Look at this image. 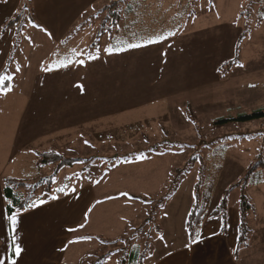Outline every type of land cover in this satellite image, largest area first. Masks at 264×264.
<instances>
[{"label":"rangeland","instance_id":"374dc122","mask_svg":"<svg viewBox=\"0 0 264 264\" xmlns=\"http://www.w3.org/2000/svg\"><path fill=\"white\" fill-rule=\"evenodd\" d=\"M130 1L142 2L143 21L130 34L125 15L101 35L102 19ZM263 6L264 0H0V85L10 81L0 90V236L8 227L4 179L38 181L56 170L57 164L34 165L36 150L99 155V162L79 161L96 166L87 177L103 178L102 186L112 181L101 191L135 197L136 210L146 202L151 238L140 264H149L155 249L184 242L195 184L217 170L210 210L225 197L226 224L240 211L250 227L257 208L264 212V184L235 186L264 159V117L240 119L264 110ZM128 38L142 46L126 47ZM118 42L123 50L106 51ZM78 169L57 174L51 195L79 187ZM244 194L252 207H242ZM113 249L107 245L104 255ZM110 255V264L126 258Z\"/></svg>","mask_w":264,"mask_h":264},{"label":"crops","instance_id":"0c3cea01","mask_svg":"<svg viewBox=\"0 0 264 264\" xmlns=\"http://www.w3.org/2000/svg\"><path fill=\"white\" fill-rule=\"evenodd\" d=\"M91 157L94 159L92 163L101 159L99 155L79 158L87 161ZM33 158L35 165L36 159ZM76 164L79 169L75 176L78 180L79 177L84 178L79 187L52 196L54 181L48 197L42 195L35 207L18 212L14 232L6 219L8 227L0 236L4 240H0L3 264H13V261L14 264H110L113 252L126 256L117 264L141 263L145 257L142 247L147 246L148 237L151 238L150 235L147 237L145 230L150 226L149 214L144 210L146 202L138 199L137 202L142 201L143 206L142 211L136 210L135 197L124 195L121 198L111 190L101 191L107 189V184L112 181L102 186L103 178L98 181L87 177L96 166L87 165L88 168L77 162L59 173L66 175L65 171L73 170ZM67 178L68 175L64 181ZM263 184L264 181L257 185ZM259 204L264 205V199ZM226 213L229 217L228 206ZM225 220L222 215H208L195 237L190 236L187 228L182 244L170 250L166 247L155 249L149 256V264H264V212L257 208V212L251 215L250 227L244 219L240 220V211L229 225ZM156 236L159 239L160 232ZM128 242L131 248L125 245ZM14 245L21 249L19 255L14 254ZM107 245H112L115 251L104 255L103 249Z\"/></svg>","mask_w":264,"mask_h":264},{"label":"trees","instance_id":"16d2710c","mask_svg":"<svg viewBox=\"0 0 264 264\" xmlns=\"http://www.w3.org/2000/svg\"><path fill=\"white\" fill-rule=\"evenodd\" d=\"M127 1V0H126ZM144 1V0H143ZM142 2L136 1V4L133 3V1L126 4V7L123 11H120L119 9L112 12V16L105 17L102 20V24L100 26V34L106 35L107 33H112L113 29L117 26L118 23L123 20V18L130 19L131 21L128 23L130 25L127 26L128 33L131 34V29L134 28L137 24L143 21V15H137L138 9L142 7ZM112 5V4H111ZM103 7V11H106L107 9H110V6ZM142 9V8H141ZM262 10L264 12V6L262 7ZM133 19H131V17ZM93 17H96V15H93ZM260 20H263V17L259 18ZM20 21V17H17L16 19L9 20L6 23V26H12L14 27V24L16 22ZM95 22V20H93ZM145 23V22H144ZM129 28V29H128ZM5 31V29H3ZM136 31V28H135ZM136 34L138 32H135ZM131 37V36H130ZM128 42L126 44H129L131 42V38L127 39ZM130 40V41H129ZM18 44L19 41H16ZM120 43V42H118ZM116 44L113 47V50L124 48V44ZM231 64V62H228ZM223 69V68H222ZM226 71L229 70L228 67H226ZM10 87V81H6L2 85H0V88L5 91L8 90ZM264 117V110L258 109L250 114H244L240 119L248 120V119H254V118H262ZM83 158H73V157H66L62 155V153H59L57 151L51 150V151H36V165L40 168L47 166L49 164H57L56 170L53 174L49 176H44L38 181H25L23 179H18L16 177H6L4 179V187H3V193L4 197L6 199V213L7 215L10 214L11 211L17 210L24 211L26 209L32 208L29 207V204H32L35 202V205L37 204L36 201H40L42 198V195H48L53 188V184L55 181V176L59 173V171L65 167L73 166L76 162L82 161ZM196 162L195 158L190 159V164L194 165ZM264 159L260 157L258 161L255 163L250 164L247 167L246 174L244 178H242L240 181L241 183L237 184L235 187H241L242 191H245L250 185H257L264 181ZM218 170L215 172V174L212 176L210 181L207 183H204L203 181H199L195 184L196 189V197H195V204L189 214V219L187 222V228L190 233L191 237H195L197 230L201 226L202 222L208 217V215H222L223 218H226V209L228 206L227 198H223L218 205V207L213 211L210 212V204L211 199L215 187V180L216 175L218 174ZM234 188V187H233ZM232 188V189H233ZM42 190L41 197L37 198L38 191ZM27 190L26 192H24ZM248 195L244 194L242 198V207L243 208H250L252 207V204L249 202ZM7 200H11L12 204L9 205L7 203ZM142 255V254H141ZM140 255V256H141Z\"/></svg>","mask_w":264,"mask_h":264},{"label":"snow or ice","instance_id":"6c2138e0","mask_svg":"<svg viewBox=\"0 0 264 264\" xmlns=\"http://www.w3.org/2000/svg\"><path fill=\"white\" fill-rule=\"evenodd\" d=\"M262 15H264V13H262ZM170 35H174V33L169 32V33H167V35H161V36H157V37H155V38H150V39L147 40L145 43H155V42H159V41H161V40L166 39L167 36H170ZM141 46H142V45H141V44H138V43H129V44L127 45L128 48H136V47H141ZM115 50H116V51H121V50H123V49H115ZM73 51H74V53H75L76 55H78V56H83V55H85V53H83V52H76V50H73ZM106 51L111 52V51H113V49H112L111 47H109V48L106 49ZM98 52H99V49H97V53H98ZM88 58H89V59H97V58H98V54H97V55L88 54ZM72 62H73L72 60H69V61H68L69 64L72 63ZM75 62H76V63H79L80 65L85 64V60H84V59H77ZM59 66H64V67H66L67 64H61V65H59ZM240 66L242 67V65H240ZM18 70H19V69H17V71H18ZM85 143H87V141H85ZM97 183H98V182H97ZM61 190H63V189H61ZM123 195H128V194H127V193H123ZM7 203H8L9 205H11V204H12V201H11V200H7ZM41 203H43V201H41ZM97 203H100V201H97ZM28 206H29V207H35L36 205H35V202H33L32 204H29ZM18 215H19L18 211H17V210H13V211L10 212V214H9L8 217H7L8 220H9V222H10V226H11L13 232H14V230H15V226H16V224H17V222H18ZM197 236H199V234H197ZM89 239H90V238H89ZM161 239H163V237H161ZM13 251H14V254H15V255H19L21 249L19 248L18 245H14ZM0 264H3V261H2V260H0ZM13 264H14V261H13Z\"/></svg>","mask_w":264,"mask_h":264}]
</instances>
